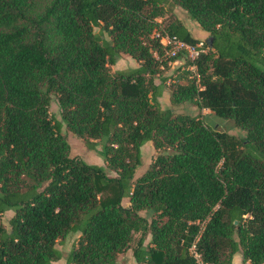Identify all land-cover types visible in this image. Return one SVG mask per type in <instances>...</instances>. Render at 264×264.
<instances>
[{"label": "trees", "instance_id": "16d2710c", "mask_svg": "<svg viewBox=\"0 0 264 264\" xmlns=\"http://www.w3.org/2000/svg\"><path fill=\"white\" fill-rule=\"evenodd\" d=\"M165 1L0 0V264H52L70 232L65 264H117L128 249L147 264H233L237 253L264 264V0H175L210 49L201 86L179 82L171 102L196 101L242 137L162 108L155 79L168 62L152 33ZM165 28L201 41L181 22ZM121 53L140 65L111 71ZM53 96L90 149L103 141L105 166L71 156ZM149 141L160 153L133 181Z\"/></svg>", "mask_w": 264, "mask_h": 264}, {"label": "rangeland", "instance_id": "374dc122", "mask_svg": "<svg viewBox=\"0 0 264 264\" xmlns=\"http://www.w3.org/2000/svg\"><path fill=\"white\" fill-rule=\"evenodd\" d=\"M158 5V4H157ZM163 7L164 14L163 16L157 17L154 24L155 28L152 34L155 33V30H160L161 28L167 27L170 23L174 21H178L183 23L188 27L191 31L192 35H194L197 39H201L202 41L206 40L209 37V32L204 30L201 25L191 17L189 12L178 5L175 0H166L164 3L159 4ZM94 31L98 35H102V37L111 40V37L108 33L103 29L102 26H97L94 28ZM145 42L152 45L151 40L145 39ZM140 65V62L133 58L131 55L127 53H121V57L117 60L115 64H110L109 67L111 71H116L118 69H127L132 67H137ZM179 64H169L161 67L159 74L156 75L155 81L157 83L164 82V91L162 95L158 98L162 108L171 107L175 111V113L179 114H190L200 116L201 119L211 128H215L222 131H227L236 135L237 137H242L245 135V130L236 126L234 121L230 118H223L216 115L211 109L203 108L198 105L196 101H185L179 104H173L171 102V93L174 90L175 86L179 82H185L190 79L191 71L187 69H182ZM50 112L54 119L62 121V134L67 138L68 142L71 145V156H79L82 159L86 160L89 163H95L100 165H106L103 154H102V146L103 141L99 140L96 149H90L86 143L85 139L72 132L66 123L62 120L61 108L59 106L58 100L56 96L52 97ZM160 151L155 148L152 141L145 143L142 146V162L136 168V172L133 178V181H136L138 177H140L150 166V164L154 161V159L158 156ZM109 174L116 175L115 172L108 170ZM123 205L129 206L130 198L124 197L122 200ZM143 215H146L145 211L141 212ZM14 215L13 210H8L2 216V222L5 226L10 229V218ZM80 233L79 232H70L64 237H60L57 240V248L62 252V258L57 261H53L52 264H65L66 258L71 251L73 245L78 239ZM141 233L136 232L134 236V240L132 242V246L134 247L140 238ZM150 240V235L147 237L145 244ZM240 257V258H237ZM117 264H147V263H138L134 257L133 249H128L118 255ZM233 264H244L242 262V254L237 253L233 258Z\"/></svg>", "mask_w": 264, "mask_h": 264}, {"label": "built area", "instance_id": "2783aa9c", "mask_svg": "<svg viewBox=\"0 0 264 264\" xmlns=\"http://www.w3.org/2000/svg\"><path fill=\"white\" fill-rule=\"evenodd\" d=\"M154 35L159 37L164 50L161 56L155 52L157 59L167 61L169 64L178 63L182 69L191 71L190 77L196 80L198 86H201V74L197 61L202 54L208 52L210 47L202 40L192 43L181 39L178 35L168 32L166 28L155 30Z\"/></svg>", "mask_w": 264, "mask_h": 264}, {"label": "crops", "instance_id": "0c3cea01", "mask_svg": "<svg viewBox=\"0 0 264 264\" xmlns=\"http://www.w3.org/2000/svg\"><path fill=\"white\" fill-rule=\"evenodd\" d=\"M175 64V63H174ZM177 64V63H176ZM179 66V65H178ZM237 258H240V257H237ZM243 262V261H242ZM244 263V262H243ZM244 264H249V263H244Z\"/></svg>", "mask_w": 264, "mask_h": 264}]
</instances>
